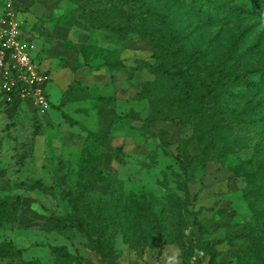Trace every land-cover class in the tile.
Masks as SVG:
<instances>
[{
  "label": "rangeland",
  "instance_id": "obj_1",
  "mask_svg": "<svg viewBox=\"0 0 264 264\" xmlns=\"http://www.w3.org/2000/svg\"><path fill=\"white\" fill-rule=\"evenodd\" d=\"M117 2L0 0L41 46L51 102L34 110L0 84V264H264V0H207L212 24L190 0H151L253 73L214 139L207 120L182 129L176 108L149 118L151 41L97 24L125 19Z\"/></svg>",
  "mask_w": 264,
  "mask_h": 264
},
{
  "label": "trees",
  "instance_id": "obj_2",
  "mask_svg": "<svg viewBox=\"0 0 264 264\" xmlns=\"http://www.w3.org/2000/svg\"><path fill=\"white\" fill-rule=\"evenodd\" d=\"M190 1L188 11L193 19H204V23L212 24L222 16V13L215 15L216 5L207 6V0ZM116 7L126 15L125 19L99 21L98 26L120 37L137 34L151 41L153 46L155 62L149 63L148 69L154 80L147 81L140 93V97L149 102V118L157 121L176 108L174 117L182 129L196 127L207 120L212 125L211 138L214 139L217 131L226 128L223 116L231 111L234 95L231 88L249 87L254 83L253 73L236 70L243 56L237 58L229 53L220 61L213 59L210 51L203 48L198 34L172 27L170 16L158 10L151 0H118ZM257 70L264 79V72ZM20 202L18 198L4 204L16 211ZM77 224L82 227L79 220ZM197 224L202 233L209 232L202 222ZM6 251L14 256L22 253V249L16 248ZM16 260L21 264H34L18 257Z\"/></svg>",
  "mask_w": 264,
  "mask_h": 264
},
{
  "label": "built area",
  "instance_id": "obj_3",
  "mask_svg": "<svg viewBox=\"0 0 264 264\" xmlns=\"http://www.w3.org/2000/svg\"><path fill=\"white\" fill-rule=\"evenodd\" d=\"M24 23L11 3L0 10V84L10 98L27 99L34 110L45 112L51 107L50 69L45 68L42 49Z\"/></svg>",
  "mask_w": 264,
  "mask_h": 264
},
{
  "label": "clouds",
  "instance_id": "obj_4",
  "mask_svg": "<svg viewBox=\"0 0 264 264\" xmlns=\"http://www.w3.org/2000/svg\"><path fill=\"white\" fill-rule=\"evenodd\" d=\"M169 264H178L176 257H171L169 260Z\"/></svg>",
  "mask_w": 264,
  "mask_h": 264
},
{
  "label": "crops",
  "instance_id": "obj_5",
  "mask_svg": "<svg viewBox=\"0 0 264 264\" xmlns=\"http://www.w3.org/2000/svg\"><path fill=\"white\" fill-rule=\"evenodd\" d=\"M0 10H1V9H0ZM25 18H26V16H25ZM26 19H27V18H26ZM28 35H29L30 37L34 38L30 31L28 32ZM40 47H41V46H40ZM42 54H43V52H42ZM43 56H44V55H43ZM44 59H45V56H44ZM46 59H47V58H46ZM46 64L49 66V63H48V62H46Z\"/></svg>",
  "mask_w": 264,
  "mask_h": 264
}]
</instances>
